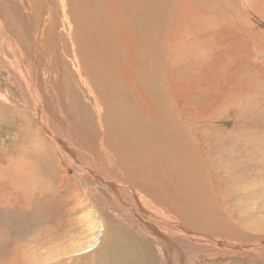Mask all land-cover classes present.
Segmentation results:
<instances>
[{"label": "rangeland", "instance_id": "1", "mask_svg": "<svg viewBox=\"0 0 264 264\" xmlns=\"http://www.w3.org/2000/svg\"><path fill=\"white\" fill-rule=\"evenodd\" d=\"M68 1L70 6L65 17L71 24L73 13L77 10L84 11V16L81 17L84 25L78 27L75 33V36H83L81 46L80 42L73 45L66 40L65 43H58L57 33H61L65 20V17L60 16L61 5L58 0H33L36 3L34 15L37 21L33 18L28 21V29L22 8L16 2H12L6 9L0 8L1 19L9 17L13 22V30L23 27L27 34L40 33L49 41L48 47L46 41L40 44L43 52L51 53L54 59V65L49 67L53 73L58 72L59 76L55 74L57 81L52 78L55 83L53 88L55 90L59 85L61 95L56 101V91L53 92L48 103L44 98L43 105L45 113L58 126L60 134H68L66 126L67 123L70 124V119L73 124L83 128L80 129L83 137L87 132L82 141L85 145L89 142L90 145L86 147L89 146L92 155L101 157V152L93 150L96 145L91 143L101 140L97 117L102 118L99 125L108 126L109 129L111 124L117 122L114 114L120 113L128 122L123 125L130 132L120 127L121 137H124L126 143L118 146L125 150L129 167H140V162L144 161L147 172L151 175L152 166L160 165L161 162L146 160L135 150L136 147L143 148L146 143L141 136L137 141L138 137L134 133L140 130L134 127L138 124L150 132L157 128L159 131V127L169 129L167 134L170 139L173 141L177 138L173 141L176 142L174 146L186 149L191 155L192 165L188 167L179 163V174L176 171L173 176L183 186L176 185L178 188L176 187L175 194L182 196L183 188L189 195L182 197L187 203L185 205L179 204L175 198L176 205L174 200L166 197L165 186L157 187L161 191L159 197L162 201L158 203H167L169 209L163 211L177 214L179 220L196 230L193 231L197 235L204 239L217 238L222 246L221 250L220 246H214L213 251L207 250L211 252L208 258L195 249L201 245L198 240L195 248H183L182 264H264V0H160V8L155 0ZM8 34L20 56L30 59L33 50L31 45H27L30 39H18L9 31ZM148 36L151 40H148ZM67 50L74 51L77 57L72 58V54L62 56ZM68 55L70 57L66 58ZM97 56L100 59H96ZM87 58L91 62L85 60ZM2 59L0 54V264H53L58 253H62L61 248L72 241L82 243L87 239L85 228L79 226L84 220H81V213L78 214L82 209H76L82 200L88 204L91 203L90 199L95 198L93 206L98 217L101 215L107 220L104 222V230H100L99 245L106 240L112 223L120 224L111 218L124 217L129 221L124 215L129 209L124 204L113 206L107 196L110 188L100 185L91 174L82 173L78 176L72 166L66 163L63 155L60 157L63 168L58 164V153L52 149L55 140L48 134V130L44 133L38 122H35V112L21 98L28 95L26 86L19 76L11 77L7 63ZM73 61L75 64H72ZM92 62L94 68L98 66L99 69H109L106 72L102 68L104 72L100 70L94 82L99 90L92 94L98 98V105L104 103L98 112L94 107L96 100L83 89L77 76L78 73H91ZM141 63L144 69L138 66ZM122 75L128 76V81L124 80L123 83L132 82L133 78L144 93H147L148 102L143 105L145 107L140 105V98L131 99L132 95L120 80ZM64 78H72L67 82H71V86L65 84ZM15 82L17 85H14ZM19 85L22 91L18 88ZM104 92L105 97L109 96L114 101L112 103L116 108H112L113 105H110L107 98L101 96ZM63 93H66L65 97ZM127 95L131 96L129 103L125 99ZM9 99L18 100L19 103L10 105L5 102ZM131 101L134 104L129 106ZM21 105L25 109L22 107L17 111L16 108ZM59 109H62L60 113ZM143 115L145 121L141 118ZM80 116L87 117L84 126L80 120L78 122ZM76 130L78 131L77 128ZM35 131L40 136L33 137ZM146 138L153 149H160V145L152 143L150 134ZM180 139H184L187 147L182 146ZM33 144H38L37 149L32 147ZM175 151L176 149H169L163 154L167 157L163 162L164 166H170L171 156L175 157ZM114 159H117L116 156L111 157V160ZM63 169H66L67 175ZM167 173L166 167H160L161 183L170 178ZM135 174L140 175L144 182L147 181L146 184H150L144 170H138ZM156 182L153 180L151 184L154 186ZM148 198L145 201L151 200ZM104 211L107 217L110 214V219L105 216ZM181 214L185 215L186 221ZM127 225H130V221L126 222L125 226ZM221 227L231 230L232 234L221 235ZM123 230L133 239L138 238L132 230ZM242 233L248 236L242 238ZM234 241L249 247L254 244L255 248L252 251L243 250L238 255L228 253L227 250L233 249ZM150 247L155 250L153 246ZM193 250L195 254L192 253ZM254 250H257L256 253ZM97 252L100 254V250ZM98 253L90 259V263H104L105 259H95ZM70 257L73 260H65L63 264H86V261L76 259L75 255Z\"/></svg>", "mask_w": 264, "mask_h": 264}, {"label": "bare ground", "instance_id": "2", "mask_svg": "<svg viewBox=\"0 0 264 264\" xmlns=\"http://www.w3.org/2000/svg\"><path fill=\"white\" fill-rule=\"evenodd\" d=\"M127 1H129V0H127ZM12 2H16L22 8V13L24 14L25 21L27 23V24H25L26 27H27L26 29H28V21L30 22L32 18L37 21V19L35 18V15H34V13L36 12V8H35L34 5L36 3L34 4L33 0H0V8L1 9H6L8 6L11 5ZM68 2H69L68 0L67 1L66 0H58V3L61 5V8H60V10H61V15H60L61 18L65 17V14L67 12V8L70 6L68 4ZM155 3H156V5L159 8H160V5H162L160 3V0H155ZM121 6H123V3H121ZM125 6H128V5H125ZM174 6H175V4H174ZM145 7H147V5ZM142 8H144L143 5H142ZM159 8H157V9H159ZM144 9L146 10V8H144ZM148 9H149V7L147 8V10ZM78 11L79 10H77L76 13L74 12L73 15H72V24L73 25L67 20L66 17H65V20H63L62 31H61V33H57V38L56 39L59 41L58 43H60V44L61 43H65L64 41L66 40V41L72 43L73 45L75 43L77 44L79 42H80L79 45L80 46L82 45L83 36L81 34H79V33H82L83 31L82 32H78L79 35H76V36H75V33L77 32L78 27L84 25L83 20H81V17L84 16V11H82V12H78ZM133 11L135 12L136 10H133ZM144 11H143V13H144ZM148 12L150 13V11H148ZM190 14H191V12H190ZM91 15H92V13H91ZM89 19H90V17H89ZM15 21H17L16 18H15ZM12 23L13 22H12V20L9 17H7V19L5 18L4 20H2L1 17H0V54H1V56L3 57V59L7 63V68L9 70V72L12 74L11 77L14 76L16 78V76H19L21 78V80L23 81L22 83H24V85L26 86L28 95H23L22 97L21 96L20 97L22 99H24L26 101V104L30 105L31 109L35 112V116H36V118H34V120H36L35 122H38V124L40 126L39 128L44 133H45V131L48 130V134H51L53 139L56 141V142L54 141V147H52V149L58 153V155H57L58 158H59V163L58 164H60V166L63 168V166H64L63 165V160L60 159V157L62 158L61 155H63L66 158V160H67L66 163H69V165L72 166V168L75 170V172L78 174V176H80V174H82V173L91 174L92 177L94 178V180H96V182H98L100 185L107 186L108 188H110L109 192L107 193V196L111 199L113 206H120V205L124 204L129 209V212L125 211L124 215L130 219L129 220L130 221V225L129 226L128 225L125 226L126 222L129 223V221L127 219H125L124 217L123 218H117V217L116 218H111V219H114L116 221H119L120 224H117L116 222H113L112 225H111V228H110V232L108 231L106 240L104 241V243L102 245H99L98 243L100 241V230H101V228L104 230V222H107V220L102 218L101 215H100V217H98L97 211H96L95 207L93 206L94 203H95L94 202L95 198L90 199L91 203H88V204L83 202V200H82L81 205H79L76 209L78 211L80 209H82V211L78 212V214L81 213L80 214L81 215V220H82V218L84 220H82V224L81 225L79 224V221L78 220L77 221H78L79 226H82V227L85 228L84 230H85V234H87V239H86L85 242H82V243H78V242L72 241L67 246H64L63 248H61V252L62 253L61 254L58 253V258L55 259L56 262H54V263H57L59 261L58 262L59 264H63V262H65V260L67 261V260H71L72 259L70 256L75 255V256H77L76 259L81 260V261H86V264H92V263H90L91 262L90 259L94 258L95 253H98L97 251L100 250V254L98 253V255H97V257L95 259L96 260L105 259L104 263H102V264H166V263L167 264H182L183 262H182L181 257L183 255V248L186 247V246H191V247L193 246L195 248V242L198 241V240H199V243L201 245L199 246V248H195V249L197 251H199V254H201V255H203L205 257L209 258L211 256V254H210L211 252L207 251V250H212L213 251L214 250V246L215 247H219L220 246L219 250H221L220 248L222 246H221V243H218V239L217 238H215L213 240L212 239H204V238H202V236H199V235H197L194 232L196 230L193 229V227H191V225L189 226L184 221L179 220V218H178L179 216L177 214L176 215L175 214H168L167 212L163 211V209H169L166 206L167 203H166V205L158 203V201H160L159 195L161 193V191H159L158 188H160V187H164L165 186L164 187V190H165L164 192L167 193L166 197L169 198V200H174L176 205H177V203L175 201V198H177L176 200H177V202L179 204L185 205L187 203L182 197H184V196L188 197V195H189L188 192L184 191L183 188H181V195L182 196H177L175 194V191L178 188L176 185L180 186L181 184L179 182H177L173 176H175L176 171H178V174H179V170H177V165L179 163H183V164H185L187 166L188 165H192V161L190 160L191 159V155L189 154V152L186 149H183V148L182 149H178V148H176L174 146V143H176V142H173V141H175L177 138L173 139V141L170 139V135L167 134L169 129L166 130L167 129L166 127H165L166 129H162V128L159 127V131L157 130L158 129L157 128V129L154 130V132H150V130L143 129L138 124H136V126L134 127L135 129L140 130V131L134 133V136L138 137L137 141H138L139 137L141 136L142 139L144 140V142L146 143L145 144L143 142L145 144V146L143 148L136 147L135 150L138 153H140L146 160H155V161L159 160L161 162L160 165L152 166L153 168L151 170V175L148 174L147 168L145 167L147 165H145L146 163L144 161L140 162V164L142 165L140 167H129L127 159L125 158V150L118 146L119 144H125L126 143L125 140L123 139L124 137L123 138L121 137L122 136V132H121L120 127L122 129H124L125 131L130 132V129L126 128L123 125V123H128V122H126V120L120 115V113H119V115L114 114L115 115L114 120L117 121V122H116V124L115 123L113 125L111 124L109 126L110 127L109 129H108V126L107 127L106 126H100L99 124H100V120L102 118L100 116L97 117L98 118V126L97 127L99 128V131H100V134H101V136H100L101 140L98 139L99 142H95L94 141V142H91V143L96 145L95 149L94 148H92V149L93 150L98 149L101 152V157L92 155L93 153L90 151L91 149L89 148V146L86 147V145H88L89 142H87L88 144H86V145L83 143V141H84L83 138H85V136L87 135V132H86V135L83 137L82 136L83 134H82V132L80 130V129H83V128L78 127L75 124H73L70 119H69L70 124L67 123V126H66L67 127L66 130L68 131V134L65 135V136L61 135L59 130L57 129L58 126L56 127V125L53 123V121L47 116V113H45V109H44V105H43L44 98L46 99V103H48L49 102V97L52 96L53 92L56 91L55 96H54L56 101H57V99L60 98V95H61V88H60L59 85L57 86V88L55 90L53 88L55 83H53L54 80L52 81V78H54L57 81L55 74H57L59 76L58 72L53 73L51 68L49 67V65H54V63H55L54 59L51 56V53L43 52L42 46L40 44V43H42V41H46L47 47H48V42L49 41L47 39L45 40L43 35L40 34V33L27 34L26 30L23 27L21 29L19 28L17 30H13L12 26H11ZM54 24H55V22H54ZM8 31L11 32L12 34H14V36L17 37L18 39H21V40L22 39H30L29 43L27 44V45H31L32 48H33L32 52H31V58L30 59H25V58H22L20 56L21 54H19L20 52H18L15 43L12 41V38L8 34ZM23 31H25V32H23ZM56 31H58V30H56ZM38 34H39V36H38ZM29 35H32V36L29 38ZM77 37H79V39ZM148 38H149V36H148ZM100 40H102V39H100ZM148 40H151V39L149 38ZM92 50H95V49L93 48ZM65 54L66 55L67 54H69V55L72 54V55H70V56H72V58H76L77 57V56L74 55L75 54L74 51H68L67 53L64 52V54L62 53L61 55L63 56ZM92 54H94V53H92ZM69 55L66 56V58L67 57L69 58L70 57ZM97 58H98V56L96 57V59ZM98 59H100V57ZM85 60L91 62L89 58H87ZM65 61H67V60H65ZM80 61H79V63H80ZM103 61H104V59H103ZM67 63L69 64V61H67ZM72 64H75L74 61H73ZM91 64H92L91 73L90 72H85V74L82 73L83 75L78 73L77 76H78L80 85L83 86V89H86V91L89 93V96L92 97L94 100H96V101H94V107H95L96 112H98V109L100 108V106H104V103L101 102L98 105V103H97V99L98 98H96V96L94 94H92V92L96 93V90H99L97 88L96 84H94V82H95V80H97L96 79L97 78V74L100 72V70H102L103 67H101V69H99V67L97 65H95L97 67L94 68L93 62ZM103 64H104V62H103ZM138 66L140 67V69H142V68L144 69L143 63H141V65H138ZM63 68H64V66H63ZM69 68H71V67H69ZM78 69H80V68H78ZM94 69H95V71H94ZM103 69H105L106 72L109 70V69L106 70V68H103ZM57 70H58V68H57ZM70 70L71 69H69V71ZM83 70L85 71L84 68H83ZM64 71H66V70L64 69ZM121 77L122 78L121 79L119 78V79L122 80V83H123L124 80L128 81V76L127 75H122ZM15 78H14V80H16ZM134 78H135V76H134ZM142 78H143V76H142ZM142 78H141V80H143ZM64 79H65V84L67 86H71V82H70V84H67V82L71 81V79H69V80H68V78H64ZM103 79L104 78H102V80ZM137 79H139V78H137ZM131 81L132 82L129 81V83L127 82V83H123L122 84L127 89V92H129L132 95V98H131L130 95L129 96L127 95V97L125 98L126 99V103H129L128 99H130V98L134 99V97H135V99L136 98L137 99L140 98V99H138V101L140 102L141 106L147 104V102H148L147 93H144V90L139 87V85L137 84V82L135 80H133V78H132ZM16 83L17 82H15L14 85H17ZM49 84H50V86H49ZM144 87L146 88V86H144ZM18 88L22 91L21 85H19ZM112 88H114V87H112ZM125 88H123V89H125ZM39 91L42 94H40ZM64 91H65V88L63 87L62 88V92H64ZM105 92H104V94L102 93L101 96L105 97L104 96ZM123 94H124V92H123ZM63 96L65 97L66 93H63ZM105 98H107V100L109 101L110 105L111 104L113 105V106H111L112 108L113 107H115V108L117 107L115 104L112 103L114 101H111L109 96H106ZM61 101H63V100H61ZM5 102H7L10 105H14V106H15V104L17 102L19 103V101L15 100V99H13V100L9 99L8 101H5ZM86 104H87V102H86ZM133 104H134V101H131L129 106H132ZM124 106H126V105H124ZM22 107L23 106L21 105V106H19L17 108L14 107V109L16 108L17 111H20L19 108H22ZM137 107H139V106H137ZM143 107H145V106H143ZM23 109H25V108L23 107ZM139 109H141V108L139 107ZM155 109H157V108L155 107ZM60 110H62V109H59V113L61 112ZM147 110H149V109H147ZM74 111H76V110H74ZM21 112H23V111H21ZM121 112H123V110ZM22 115L26 116V114H22ZM126 115H128V114H126ZM61 116H62V114H61ZM23 118H26V117H23ZM85 118H87V117L80 116L79 119H78V122L80 120V123L83 126L85 125V123H87L86 122L87 119L85 120ZM141 118H142L143 121H145V119H146L144 115L141 116ZM64 121H67V119H65ZM80 123H78V124H80ZM107 123H109V122H107ZM151 124H153V123H151ZM74 126L78 129V131H80V133H78V131L76 130V128ZM39 128H38V132L40 133ZM60 130H61V128H60ZM133 131H131V133ZM38 132L35 131V133L37 135L35 134V136L33 135V137L40 136L38 134ZM149 134L151 136L150 139L153 140V142H152L153 144H155V145L158 144V146L160 145L161 147H163L165 149H161V147H160V149L158 150L159 152H158L154 148L158 152V153H156L154 151V149L150 146V144H151L150 141L147 140V138H146L147 135H149ZM94 136H92V137L94 138ZM178 136L180 137V135H178ZM82 139H83V141H82ZM86 139H88V138H86ZM131 139H133V138H131ZM50 140H52V139H50ZM180 143L182 144V146L184 145L183 147H187L186 142H184V139L183 140L180 139ZM37 145L38 144H33L32 147L36 148ZM130 145H132V144L130 143ZM139 146H140V144H139ZM32 147L30 146V148H32ZM38 147H40V146H38ZM27 149L29 150V148H27ZM44 149L46 150V148H44ZM169 149H176L175 157L171 156V162H170L171 164H170V166H164L163 162H165L167 160L166 159L167 157L163 156V154H165L167 152V150H169ZM177 152H180V154H177ZM161 155H162V157H161ZM114 156H116L117 159L111 160V157H114ZM118 161H120V163L123 164V167H120V164H119ZM152 165H153V163H152ZM160 167H166L168 169L167 176H170V178L166 182L165 181H162V183L160 182L161 181L159 179ZM141 169L144 170L145 176L148 175L147 179L149 180L150 184H146L147 181L144 182L140 175H136L135 174L138 170H141ZM63 170H65L63 172H65V175H67L66 174V169H63ZM60 176H62L64 178L63 175H60ZM80 178H82V177H80ZM153 180L157 181L154 184V186H153V184H151ZM67 181H69V179H67ZM70 188H72V187H70ZM73 189H75V188H73ZM192 189H194V188H192ZM162 192H163V190H162ZM84 196H86V193L84 194ZM118 197H119V199H118ZM145 198H148V199H151V200H146L145 201ZM102 200L104 202H107L104 199H102ZM119 200H121V202ZM160 202H162V201H160ZM106 207H109V206H106ZM189 207H190V205H189ZM100 209H102V208H100ZM214 210H212V211L214 212ZM107 211H109V210H107ZM197 211H199V210H197ZM95 214H97V216ZM181 215H182V218L186 221L185 215L184 214H181ZM105 216L107 217L106 212H105ZM109 216H110V214H108L107 218L110 219ZM109 219H108V221L110 222ZM124 221H125V223H124ZM190 223H192V221ZM75 226H74V228H76ZM124 228L128 229V230L130 229V231L132 230L131 232L133 234L137 235L138 238L133 239L131 236L127 235L126 234V230H123ZM221 230H222L221 231V235L232 234V231L227 229V228H225V227H221ZM102 232H103V236H105V232L104 231H102ZM241 236H243L242 238H244V237H246L248 235L242 233ZM223 237H226V236H223ZM215 243H218V244H215ZM205 244H207L208 246H205ZM150 245L153 246L155 248V250H153L150 247ZM243 245L244 244H240V243L235 242L233 244V249L231 248L229 250H227V249L226 250L228 251V253H235V254L237 253L236 255H238V253L242 252L243 250L247 249L248 251H252L255 248L254 244H252L250 247L247 246V245L246 246H243ZM229 247H230V245L228 244V248ZM254 251L256 253L257 250H254ZM185 252L186 251H184V253ZM194 252L195 251L193 250L192 253L195 254ZM106 258H107V260H106ZM211 258H213V256ZM228 258H229V256H228ZM62 259H64V260H62ZM198 259H200V258H198ZM216 260H217V258H216ZM215 262H217V261H215Z\"/></svg>", "mask_w": 264, "mask_h": 264}]
</instances>
